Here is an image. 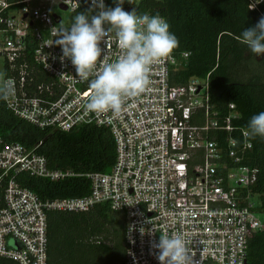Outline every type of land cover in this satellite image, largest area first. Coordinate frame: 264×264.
I'll return each mask as SVG.
<instances>
[{
	"label": "built area",
	"instance_id": "1",
	"mask_svg": "<svg viewBox=\"0 0 264 264\" xmlns=\"http://www.w3.org/2000/svg\"><path fill=\"white\" fill-rule=\"evenodd\" d=\"M89 9L99 11L92 0H0V73L14 82V92L1 96L5 108L48 131L101 126L114 144L108 171L83 174L87 193L41 198L21 185L20 172L49 181L75 173L49 168L40 141L27 147L0 135V264H46L48 212H86L99 203L123 217V264H159L152 245L162 234L182 236L190 264H246L249 239L264 228L257 213L264 211L253 189L258 170L243 163L252 147L247 129L232 124L235 105L227 104L226 115L214 108L208 73L176 83L188 56L181 51L152 65L147 90L118 114L89 113L94 77L73 80L75 68L61 62L55 45L58 31ZM100 47L97 71L121 54L114 33Z\"/></svg>",
	"mask_w": 264,
	"mask_h": 264
},
{
	"label": "trees",
	"instance_id": "2",
	"mask_svg": "<svg viewBox=\"0 0 264 264\" xmlns=\"http://www.w3.org/2000/svg\"><path fill=\"white\" fill-rule=\"evenodd\" d=\"M127 12L162 16L179 40L174 53L187 51L175 82L208 73V95L226 115L232 102L238 113L232 124L247 129L251 118L264 112V54L256 56L241 43L242 32L264 17V0L249 8V0H127ZM131 4H134L131 6ZM132 9V10H133ZM0 135L31 147L40 141L51 169L71 170L74 176L49 181L20 172L17 180L41 198L81 196L88 192L86 172H105L114 160L108 129L82 125L68 131L43 130L13 115L0 96ZM243 163L256 166L253 189L264 211V138L251 139ZM123 217L105 204L86 212L47 214L46 264H123ZM246 264H264V228L248 242Z\"/></svg>",
	"mask_w": 264,
	"mask_h": 264
},
{
	"label": "clouds",
	"instance_id": "3",
	"mask_svg": "<svg viewBox=\"0 0 264 264\" xmlns=\"http://www.w3.org/2000/svg\"><path fill=\"white\" fill-rule=\"evenodd\" d=\"M99 11L90 15L78 13L70 28L58 31L55 45L61 48V62L71 61L76 77L73 80L89 81L90 95L85 104L89 113L97 115L119 113L128 99L143 94L150 85V68L168 60L179 47L178 38L170 32V25L159 14L137 15L123 10L125 0H116L114 8H105L103 0H92ZM115 35L121 54L114 62L101 60L100 44L110 34ZM241 43L256 56L264 54V17L242 32ZM187 55V53H186ZM173 62H175L173 60ZM14 92V82L0 74V96ZM245 135L251 139L264 138V112L251 118ZM233 145L237 143L232 140ZM143 232V229H141ZM152 247L156 250L159 264H190L191 256L181 235L162 234Z\"/></svg>",
	"mask_w": 264,
	"mask_h": 264
},
{
	"label": "rangeland",
	"instance_id": "4",
	"mask_svg": "<svg viewBox=\"0 0 264 264\" xmlns=\"http://www.w3.org/2000/svg\"><path fill=\"white\" fill-rule=\"evenodd\" d=\"M111 2L112 7L116 6V0H109ZM128 2L127 0H125L124 4L122 5L123 8H125L126 6H128ZM134 4H131V6ZM60 15L64 18L66 16V12H59ZM261 56V55H260ZM259 56V57H260ZM1 74V73H0ZM253 201L256 203V198H253ZM257 217L259 220L264 221V212H258L257 213Z\"/></svg>",
	"mask_w": 264,
	"mask_h": 264
}]
</instances>
